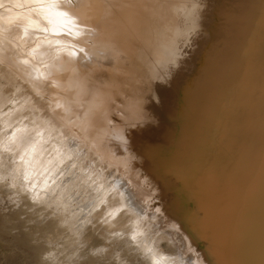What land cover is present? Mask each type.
<instances>
[{
  "label": "rangeland",
  "instance_id": "1",
  "mask_svg": "<svg viewBox=\"0 0 264 264\" xmlns=\"http://www.w3.org/2000/svg\"><path fill=\"white\" fill-rule=\"evenodd\" d=\"M82 1L84 4L86 1L95 3V0H0V264H223L220 261L225 259L228 264H249L245 263L247 257H251L250 264H264V179H252L250 172L259 164L257 157L264 150V135L257 138L259 141L249 143L253 137L245 130H238L233 126H240L250 116L262 113L261 116L264 117V0H109L113 4L102 7V16L91 21V24L100 25L104 20V13L109 8L116 9L118 6L119 10L116 9L117 13L112 15L114 20L106 26L107 32H114L116 26L122 23L116 16L125 12L128 15L121 16L124 17L125 24H132V17L140 16V11L147 9L143 16L145 15L144 19L148 16L149 23L142 17L144 24H147L145 29L148 31V27L150 28L147 35L150 36L149 32L151 34L152 30L150 37L155 38L160 45L165 44L167 52L174 53H168L170 56H177L167 55L171 62L166 59L159 66L164 65L168 74L170 72L167 75L175 78L174 81L163 77L154 78L153 75L150 79L155 83L162 82L170 89L178 85L182 91L179 94L182 99L179 107L183 105L185 108L187 104L193 107V103L196 104L191 109L192 112L187 113V117L191 119L197 115V119L207 117L213 122L212 126L202 129V147L197 156L201 158L203 168L197 170L180 161L173 164L174 169H171L169 161L173 162L178 153L170 152V157L159 140L157 143L160 144L151 154L147 155L131 144L121 157H112L108 148L103 150L95 144V137H84L81 130L73 127L58 111L54 105L55 98L68 91L67 83L59 76L56 79L50 66L57 67L61 64L63 60L60 61V54L65 50L80 48L85 54L94 53L99 56L100 59L92 56L90 58L94 60L90 61L89 58L86 62L84 57V60L81 58L85 63L80 68H74H83L82 73L88 71L109 78L113 74L111 68H115V78L120 76L116 79L117 82L122 84L125 81L124 85H119L126 89H119L110 99L93 98L103 110L108 101L113 104L110 113L108 111L101 121L111 130L129 124L126 119L130 115L127 104L131 100L128 88H140V81L152 73L151 68L143 70L128 62L123 65L120 62L116 70L115 65L119 61H113L110 49L108 52L105 45L97 46L94 40L83 43L85 41L82 38H88L89 34L82 36L86 31L80 33L76 24L78 20L86 21L79 16L81 6L84 5ZM121 1H126L124 3L131 7ZM248 1L251 4L253 2V23L247 21L244 14ZM96 3L101 4L99 0ZM163 8L167 10V14L163 12ZM123 9L133 11L126 12ZM150 10L152 13H149ZM132 12L137 15L133 13V16ZM170 12L174 14L171 15ZM228 18H232V21ZM204 20L208 22H203ZM67 21L75 23L79 33L70 31L75 26ZM165 22L169 26L171 24V28ZM155 23H159L158 27H154ZM160 23L162 27L166 25L168 31L160 27ZM78 24L80 28L82 23ZM208 25L216 28L215 35H212ZM157 28L167 31L162 33V30H158L166 36L165 39L157 33ZM176 28L182 31L179 32L182 34L180 37L177 36L180 34L176 33ZM92 29L94 28L90 27L88 30L95 37L90 35V38H96L99 34L96 30L94 34ZM168 33L175 40L173 45L176 51L170 45L172 42ZM153 34L156 37L160 35V39L157 37L160 41ZM162 40L169 43L166 45ZM80 42L83 44L79 45ZM39 47L44 52L48 51L45 55L41 54L43 58L35 52ZM179 54L185 58L184 64ZM186 61H194L191 62L194 65ZM195 62H199L197 72V68L193 67ZM172 64L174 67L180 65L170 70ZM168 65H171L170 69ZM34 67L38 68L39 73ZM191 67L194 72H190ZM29 68H33L35 72L30 73ZM199 69L210 74L209 77L198 78L200 74L197 73H201ZM248 84L252 85L251 89H247ZM150 107L157 114L151 111L156 120L153 121V133H157L161 118L158 113L159 105L153 104ZM139 115L142 120H146L145 115L149 114L140 109ZM178 120L183 124L181 122L175 125V133H172L176 135H179L178 131L182 133L188 128V125L184 126L186 119ZM130 124L133 125L131 122ZM94 126L93 124L91 127ZM158 135L161 136L162 132L157 137ZM146 137L145 132L140 137L141 142L136 145H141ZM183 156L181 153V159ZM192 157L193 155L191 159ZM180 165H185L184 169ZM255 172L263 175L264 166L262 169L257 167ZM226 173H235L236 176ZM133 175L137 177L135 185L131 178ZM242 179L244 182L239 183ZM219 192L222 195L217 199ZM36 204L41 213L31 223L35 222V231L28 232V225L25 227L28 229L25 230L27 235L24 230L23 233H18L19 230L14 229V226L10 229L9 224L15 223L18 213H26V218L31 216L24 207L37 208ZM194 215L196 224L192 222ZM24 234L26 240L22 236ZM67 235L71 244L61 245L65 242L62 238ZM34 239L36 242L32 241ZM29 241L37 243V248L34 249ZM66 254H71L73 260H64ZM61 255L63 260H60Z\"/></svg>",
  "mask_w": 264,
  "mask_h": 264
},
{
  "label": "bare ground",
  "instance_id": "2",
  "mask_svg": "<svg viewBox=\"0 0 264 264\" xmlns=\"http://www.w3.org/2000/svg\"><path fill=\"white\" fill-rule=\"evenodd\" d=\"M35 1V0H34ZM100 2H101V4L100 3H96L97 2V0H95L94 2L95 3H93V2H85V4H84V2H83V4L84 5H82L81 6V10L79 11V16L80 17H82V19H84V20H86V21H81V20H78L79 22H81L82 24H80V28L78 27V23L76 22V24H77V28L79 29H77L76 28V24L75 23H72V21H69L70 22V24L72 25L73 24V26H75V27H73V28H71V25H70V28H71V30L70 31H72L73 33H82V32H85L84 34H82V36L84 35H86V36H88V34H89V37L88 38H82L83 39V41H85V42H83V43H86V42H89V41H95V43H97V46H100V45H105V48H107L108 49V52H109V49H110V52H111V57H112V59H113V61L115 60V61H119L116 65H115V67H116V70L118 69V64L121 62V64L123 65V63L124 62H128L129 63V65L131 64V66H133V67H140V68H142L143 70L146 68V69H150L151 68V71L150 72H152V73H150V75L149 76H145L143 79H142V82L140 81V83H139V85H140V88H136V86L135 87H130V88H128L127 86V88H128V93H129V97L131 98V100L128 102V104H127V106L129 107V110H130V115H127L126 116V119H127V121H129V124L127 125V124H124L123 126H121L120 128H116V129H113V130H111L110 128H107L105 125H103V123L101 122V121H103V119L106 117L105 115L108 113V111H109V113H110V111L112 110V106H113V104L112 103H110L109 101H108V105H107V107L106 108H104V110L101 108V106H100V103L99 102H96V101H94L93 100V98H106V99H110V96H112V95H114L115 93H116V91H118L119 89L121 90V91H123L124 89H126V88H123L121 85H124L123 83L125 82H123L122 84L120 83V82H117V80L116 79H119V77L118 78H115V76H114V70H115V68H114V70H113V68H111L112 70H110V71H112V73L113 74H111V76L108 78V76H106V77H103V75H98V74H96V75H98V76H96V75H94L93 73H89L88 71L87 72H83L82 73V71H83V68H82V70H80V69H77V68H80L87 60H89V58L90 57H92V56H94V58H96V59H100L99 58V56L96 54H94V53H89V54H85V53H83L82 52V50L80 49V48H77V50L75 49H71V50H65L64 51V55H65V57H62V55L60 54V61H62L61 62V64L60 65H58L57 67H53V66H50L51 67V69H52V71H51V73H53V75H55V76H57L56 77V79H58L59 77L61 78V80H63L64 82H66L67 83V85H66V89H68V91H66V92H62L63 94H60V93H58V94H60V95H57L56 96V100H55V106H56V108L58 109V111L60 112V113H62L63 114V116L66 118V120L69 122V123H71V125L73 126V127H75V128H77V129H79V130H81V134L82 135H84V137H87L88 138V136H92V137H95L96 138V140L94 141V139H93V141H94V143L95 144H98L99 145V147L100 148H102L103 150H106V148H108L109 150H110V156H112V157H115V156H117V157H121L122 155H123V153H125L126 152V149L128 148V146L129 145H135L136 146V149H138V150H140L141 152H143V153H145V154H151V152H152V150H155V147H157L159 144H160V142L162 143V148H163V150L166 152V153H169V156H170V152H172V153H175V152H177L178 154H177V156H176V158L174 159V161L172 162H170L169 161V165H170V168L171 169H174L173 168V164H175L176 162H178V161H180L181 163H183V164H189L191 167H193L194 169L193 170H197V168L198 169H200V168H203L202 166H203V162L201 163V161H200V159H199V157L197 156V155H199L200 154V149H201V142H202V136H201V133H202V129H203V127L204 128H207V127H210V126H212V121H211V119L210 118H207V117H199L198 119L196 118V117H198L197 115H195V117H191V119H190V117H187L188 115H187V113H189L190 114V112L189 111H191L192 112V108L196 105L195 103H193V107L190 105V104H187L186 105V107L185 108H183L182 106L181 107H179V105L180 104H182L180 101L182 100L181 98H180V93L182 92L180 89H179V86L177 87V86H175L174 88H172V89H170L167 85V87L170 89V93H169V90H168V88L162 83V82H159V83H155V82H153V79H150L151 78V76L153 75V76H155L154 78H157V77H163L164 79H170V81H174L175 80V78L174 79H172L171 78V76L169 77L168 75H170V72H169V74H168V70L166 71L165 70V68L163 67L164 65H161V67H159L160 66V64H164V61L167 59V55H169L170 53H173V52H167L168 50H166V48H167V46H165V44H164V46L163 45H160L159 44V42H156L155 41V38L154 39H152V37H150L151 35H152V30H151V34H150V32H149V35L150 36H148L147 34V32L150 30V28L148 27V31L145 29V26L147 25H145L144 23V21H143V19L145 18V15L143 16V14L145 13V12H147L146 10L147 9H142V10H144L143 12L142 11H140L141 12V15L140 16H135V17H132V24H125V22H124V20H123V18L124 17H121V16H123V15H126L125 14V12H123V11H126V10H124L123 9V15H121V16H116V19L117 20H120L122 23H119V25H117L118 24V22H117V26H116V28H115V31L114 32H107V30H106V26H109V22L111 21H113L114 19H113V17H112V15L114 16L116 13H117V11H116V9H118L117 7H116V9H115V7H113V8H109L108 10H107V12H105L104 13V15H105V17H104V20L102 21V22H100V25H99V23H97V25H94V24H91V21L93 22V20H95V19H97L99 16H102L101 14H103V12H101V8L102 7H104L105 5H107V4H109L110 2H109V0H99ZM116 0H114V2H115ZM138 1H140V0H138ZM138 1H135V2H138ZM144 1V0H143ZM37 2V1H36ZM55 2V1H54ZM80 2H81V0H80ZM124 2H126V1H121V3L123 4ZM130 2H132V1H129V3ZM142 2V1H141ZM151 3L153 2V1H150ZM155 2V1H154ZM78 3V2H77ZM120 3V6L122 5ZM133 3V2H132ZM145 3H147V2H145ZM144 3V4H145ZM149 3V2H148ZM95 4V5H94ZM111 5L113 4V3H110ZM124 4H128V3H124ZM134 4V3H133ZM141 4V3H140ZM144 4H143V6H144ZM115 5V4H114ZM125 5V7H127ZM137 5V4H136ZM138 5H139V2H138ZM137 5V6H138ZM147 5V4H146ZM148 5H150V4H148ZM157 5V4H156ZM155 5V6H156ZM252 5H253V2H252V4H251V2L250 1H248V2H246V12L244 13L245 15H246V18L248 19L247 21H249V22H252L253 23V19L255 18L254 17V14H253V10H252ZM101 6V7H100ZM119 6V7H120ZM123 6V5H122ZM137 6L135 7V8H137ZM142 6V7H143ZM152 6H154V3H153V5ZM44 7V6H43ZM97 7H100L99 9H96ZM128 7H131V6H128ZM141 7V8H142ZM147 7V6H146ZM145 7V8H146ZM46 8V7H45ZM58 8V7H57ZM123 7H121V9H122ZM133 8V7H132ZM140 8V9H141ZM144 8V7H143ZM148 8V7H147ZM152 8H154V7H152ZM48 9V8H47ZM138 9H139V6H138ZM150 9V8H149ZM148 9V10H149ZM159 9V8H158ZM165 8H163V12L165 11L164 10ZM167 9V8H166ZM46 10V9H45ZM119 10V9H118ZM130 10H132V9H130ZM130 10H127V11H129L130 12ZM153 10V9H152ZM161 10V9H160ZM159 10V11H160ZM170 10V9H169ZM68 11V10H67ZM75 11V10H74ZM126 11V12H127ZM133 11V10H132ZM158 11V12H159ZM162 11V10H161ZM167 11V10H166ZM166 11H165V13H166ZM66 12V11H65ZM119 13H120V11H118ZM136 12V11H135ZM156 12H157V10H156ZM169 12V11H168ZM72 13V12H71ZM70 13V14H71ZM134 12H132V14H133ZM139 13V12H138ZM149 13H152V11L150 10L149 11ZM171 13V15H173L174 13L173 12H170ZM69 13H68V15H70ZM75 13L73 12V14H72V16L74 15ZM135 14V13H134ZM134 14H133V16H134ZM147 14V13H146ZM157 14V13H156ZM164 14V13H163ZM167 14V13H166ZM5 15V14H4ZM128 15V14H127ZM135 15H137V14H135ZM155 15V14H154ZM153 15V16H154ZM162 15V14H161ZM161 15H160V17H161ZM169 15V14H168ZM170 15V16H171ZM65 16H67V12H66V14H65ZM150 16V15H149ZM70 17V16H69ZM74 17V16H73ZM76 17V16H75ZM128 17H130V16H128ZM142 17H143V19H142ZM164 17V16H163ZM162 17V18H163ZM245 17V16H244ZM101 18V17H100ZM147 18H148V16L146 17V19H144V20H146L147 22L146 23H149L148 21H150V19L149 20H147ZM155 20L154 21H156L157 22V19L155 18V17H153ZM165 18H167V17H165ZM66 19H69V18H66ZM65 19V20H66ZM78 18H76V20H77ZM116 19H115V21H116ZM152 19V18H151ZM168 19H169V17H168ZM204 19H207V20H209L210 18H204ZM214 19V18H213ZM229 19V18H228ZM245 19V18H244ZM3 20V19H2ZM64 20V19H63ZM70 20V19H69ZM153 20V19H152ZM159 21L161 20V19H158ZM176 20V19H175ZM174 20V21H175ZM203 20V19H202ZM207 20H204L203 22H208ZM211 21H213L212 19H210ZM229 20H231L232 21V18H230ZM246 20V19H245ZM252 20V21H251ZM115 21H114V23H115ZM129 21V23H131ZM154 21H153V23H154ZM158 21V22H159ZM163 21V20H162ZM165 21H168V20H166L165 19ZM169 21H170V19H169ZM168 21V22H169ZM178 21V20H177ZM4 22V21H3ZM43 22V21H42ZM68 22V21H67ZM68 22V23H69ZM96 22V21H95ZM107 22V23H106ZM152 22V21H151ZM210 22V21H209ZM1 23V22H0ZM66 23V22H65ZM106 23V25H104ZM109 23V24H108ZM114 23H111V25L112 24H114ZM128 23V22H127ZM152 23V24H153ZM162 23V22H161ZM160 23V24H161ZM166 23V22H165ZM170 23L172 24L173 22H171L170 21ZM175 23V22H174ZM211 23V22H210ZM248 23V22H247ZM75 24V25H74ZM167 24V23H166ZM171 24H170V26L167 24V26H169V28H171ZM176 24H177V22H176ZM68 25V24H67ZM67 25H65L66 27H67ZM155 25H156V23H155ZM154 25V27H158V25H159V23H158V25H156L155 26ZM164 25V24H163ZM174 25V24H173ZM252 25V24H251ZM149 26L150 27H153V26H151V24H149ZM164 26H166V25H164ZM162 27V24H161V26L160 27H162V28H166V30L168 29L167 28V26L166 27ZM178 26V25H177ZM211 26H213V25H208V28H210V30H211V33H212V35H215L216 33L215 32H217L215 29L216 28H214L213 29V27H211ZM49 27V26H48ZM90 27H93L94 29H92V31H94V30H96L97 31V33L99 34V35H97V37L96 38H90V35L91 36H94L95 37V35H93V33L92 34H90V30H88ZM147 27V26H146ZM153 27V28H154ZM173 27V26H172ZM175 27V26H174ZM50 28V27H49ZM60 28H62V27H60ZM64 28V27H63ZM105 28V29H104ZM107 28H109V27H107ZM179 28V27H178ZM178 28H176V29H178ZM66 29V28H65ZM79 31H77V30ZM155 29V28H154ZM68 30V29H67ZM76 30V31H75ZM111 30V29H110ZM157 30V33H159V34H161V31H159L158 32V30H162L161 28L160 29H156ZM156 30H155V35H156ZM182 30H184V29H182ZM75 31V32H74ZM88 31V32H87ZM96 31H94V34H95V32ZM163 31H164V33L165 32H167V31H165V29L164 30H162V33H163ZM179 33V32H182L180 29H178V31L176 30V33ZM88 33V34H87ZM96 33V34H97ZM175 33V35H177ZM183 33H184V31H183ZM186 33H188V35H189V32H186ZM158 34V35H159ZM180 35H177V36H181L182 34L181 33H179ZM72 35V34H71ZM154 34H153V36H155ZM169 35V33L167 34V36ZM171 35V34H170ZM187 35V34H186ZM187 35V36H188ZM69 36H70V34H69ZM79 36H81V35H79ZM79 36H78V38H79ZM161 36L163 37L162 39H165L166 38V36L165 35H162L161 34ZM165 36V37H164ZM172 36V35H171ZM183 36H184V34H183ZM71 38L73 37V35L72 36H70ZM156 37V36H155ZM158 37V36H157ZM156 37V38H157ZM159 37H160V35H159ZM158 37V38H159ZM169 37V39L171 40V42H172V44H170V45H173V44H175V43H173V42H175V40L173 41L171 38L172 37H170V36H168ZM167 37V38H168ZM75 38V37H74ZM73 38V39H74ZM158 38H157V41H160V40H158ZM174 38V37H173ZM178 38V37H177ZM160 39V38H159ZM169 39H168V41H169ZM174 39H176V38H174ZM56 40V39H55ZM54 41V40H53ZM162 41H164L165 43H166V45H167V42H166V40H162ZM161 41V42H162ZM179 41V40H178ZM163 42V43H164ZM83 43H81L80 42V44L79 45H81V44H83ZM163 43H161V44H163ZM169 43V42H168ZM3 45V44H2ZM170 45H168V46H170ZM177 45V44H176ZM78 46V45H77ZM175 45H173V47H174ZM178 46V45H177ZM43 47V46H42ZM173 47H171V48H173ZM40 48L41 47H39V50L37 51L36 49H35V52H36V54H37V56H41L42 57V55H45V53H47L46 51L44 52L43 51V49L42 50H40ZM48 48V47H47ZM50 48H52V46L50 47ZM49 48V49H50ZM72 48V47H71ZM170 48V47H169ZM177 49H178V47H177ZM45 50H48V49H45ZM101 50H103V49H101ZM170 51V50H169ZM174 51H176L175 50V47H174ZM40 52V53H39ZM107 52V50H105V53ZM178 52V51H177ZM177 52H176V54H177ZM81 53H83L82 55H81ZM103 53H104V51H103ZM104 53V54H105ZM169 53V54H168ZM42 54V55H41ZM79 54H80V56H79ZM85 54V55H84ZM108 54H110V53H108ZM174 54V53H173ZM63 55V56H64ZM103 55V54H102ZM78 56L80 57V59L81 58H85V60H84V58H83V60L85 61H83L82 59H81V61H79L80 59L78 58ZM107 56V55H106ZM170 56V55H169ZM172 56H174V55H172ZM172 56H170V57H172ZM179 56H182V55H180L179 54ZM62 57V58H61ZM109 57V56H108ZM175 58L177 57L176 55L174 56ZM43 58V57H42ZM169 58V57H168ZM179 58H183V56L182 57H179ZM62 59V60H61ZM79 59V60H78ZM92 59V60H91ZM171 59V58H170ZM174 59V58H173ZM187 59V58H186ZM194 59V58H193ZM94 59L93 58H90V61H93ZM104 60V59H103ZM185 60V58H183L182 59V63L183 62H185L184 61ZM190 60V59H189ZM197 60V59H196ZM200 60V59H199ZM199 60H197V61H199ZM59 61V62H60ZM83 61V62H82ZM112 61V62H113ZM123 61V62H122ZM167 61H169V62H171L170 60H168L167 59ZM174 61V60H173ZM177 61V60H176ZM178 61H180V60H178ZM177 61V62H178ZM195 61V60H194ZM194 61H191V62H193L194 63ZM175 62V61H174ZM187 63H190L191 64V62H188V61H186ZM83 63V64H82ZM99 63V62H98ZM103 63H106V61L104 62L103 61ZM196 63V62H195ZM199 63V62H198ZM198 63H196V65L195 66H193L194 67V69H195V67L197 66V65H199ZM101 64V63H100ZM120 64V65H121ZM125 64V63H124ZM171 64V63H170ZM184 64V63H183ZM112 65V64H111ZM121 65V66H122ZM174 65H175V63H174ZM174 65L172 64V69H170V67L169 66H171V65H168V69H170V70H174L175 69V67H174ZM177 65V64H176ZM178 65H180V64H178ZM178 65H177V67H178ZM191 65H194V64H191ZM201 65V64H200ZM42 66V65H41ZM90 66V65H89ZM103 66H104V64H103ZM113 66V65H112ZM186 66V64L183 66V67H185ZM74 67H77V68H74ZM101 67V66H100ZM162 67L164 68V70L166 71V73L164 72V70L162 69ZM173 67H174V69H173ZM176 67V68H177ZM193 67H191L192 69L190 70V72L193 70ZM198 67H200V66H198ZM202 67V66H201ZM36 67H34V69H35ZM41 68V67H40ZM85 68V67H84ZM87 68V67H86ZM102 68V67H101ZM188 68V67H187ZM190 68V67H189ZM197 68V67H196ZM30 70H28L30 73H34L35 71H34V69L33 68H29ZM38 68H36V70H37ZM91 69V68H90ZM93 69V68H92ZM99 69V68H98ZM167 69V68H166ZM202 69V68H201ZM27 70V69H26ZM95 70H97V68H95ZM38 71V73H39V70H37ZM80 71V72H79ZM105 71L107 72V68L105 69ZM109 71V70H108ZM109 71V72H110ZM120 71V70H119ZM198 71V68H197V70L195 71V72H197ZM79 72V73H78ZM97 72V71H96ZM192 72H194V71H192ZM199 72H201V73H197V74H200V75H198V78L200 77V78H202V79H204V78H208L209 77V75L207 74V73H204L203 71H201L200 69H199ZM95 73V72H94ZM105 74V73H104ZM168 74V75H167ZM191 74V73H190ZM193 74V73H192ZM195 75H197L196 73H194ZM31 75V74H30ZM53 75H51L52 77H54ZM115 75H117L116 74V71H115ZM32 76H33V74H32ZM38 76V75H37ZM50 76V77H51ZM59 76V77H58ZM126 76H128V75H126ZM51 77V78H52ZM173 77V76H172ZM37 78V77H36ZM35 78V79H36ZM101 78H105V80L104 79H101ZM124 80V79H123ZM125 80H127V78L125 79ZM30 81V80H29ZM119 81V80H118ZM121 81V80H120ZM122 82V81H121ZM128 82V81H127ZM131 82H132V79H131ZM176 82V81H175ZM34 83V82H33ZM119 84H121V85H119ZM37 85V84H36ZM249 86L247 87V89H251V87H252V85L251 84H248ZM50 90V89H49ZM56 92V91H55ZM104 94V95H103ZM95 95V96H94ZM103 95V96H102ZM182 95V94H181ZM105 96V97H104ZM99 98V99H100ZM112 98V97H111ZM183 98V97H182ZM189 99H191V98H189ZM240 99H243V98H241L240 97ZM187 100V99H186ZM137 102L139 103V105H137ZM194 102H196V100L194 101ZM240 102H242V101H240ZM60 104V106L58 107V105ZM153 104H157V105H159V107H158V113L160 114V116H161V118H160V120H159V129H157V133H153V129H154V123H153V121H156V120H154L155 119V117L153 116L154 114L153 113H155L156 114V112L153 110V107H150V106H152ZM51 109V108H50ZM140 109L142 110V111H144V113L145 114H149V115H145V117H146V120H142L141 119V117H140ZM52 110V109H51ZM153 113H152V112ZM93 112V113H92ZM194 114V113H193ZM262 114V113H261ZM261 114L259 115V114H257L258 115V117L257 118H259V116H261ZM157 115V114H156ZM155 115V116H156ZM256 115V116H257ZM256 116H250V117H248V119L246 120H244V122H243V124H239L240 126H236V125H233V124H231V125H233L234 127H236L235 129H238V130H245V132H247V133H249V136L250 137H253V141L251 140V142L249 141V143H254V141L255 140H257V141H259L257 138L258 137H261V136H263L264 135V117H260L259 119H257L256 118ZM263 116H264V113H263ZM174 119H176V120H174ZM178 119H183V121L186 119V121L187 122H184V126L185 125H188V128H187V130H185V131H183L182 133H180L179 131H178V133H179V135H176V134H173V133H175V131H173L174 129H175V125L176 124H180L179 123V121L180 120H178ZM130 122L131 123H133V125L131 126V124H130ZM63 123H65V122H63ZM240 123V122H239ZM67 124V123H66ZM95 125L94 127H91L92 125ZM181 124H183V122L181 123ZM224 124V123H223ZM66 126V125H65ZM69 126V125H68ZM232 126V127H233ZM43 127V126H42ZM91 127V128H90ZM127 127V128H126ZM88 128V129H87ZM44 130V129H43ZM73 130V129H72ZM71 131V130H70ZM172 131H173V133H172ZM77 133V131H74V133ZM147 133V137H146V140H144V142H142V144L140 145V144H138V145H136V143L137 142H141L140 141V137L144 134V133ZM159 132H162V135L161 136H159L158 135V137H157V134L159 133ZM75 133V134H76ZM139 133V134H138ZM80 135V134H79ZM78 136V135H77ZM82 136L80 135V138H81ZM27 138H29V137H27ZM110 138H113L114 140H112V141H110L109 139ZM1 139V138H0ZM10 139V138H9ZM22 139V138H21ZM26 139V138H25ZM85 139V138H84ZM82 140V139H81ZM87 140V139H86ZM139 140V141H138ZM158 140L160 141L159 142V144L157 143L158 142ZM83 141H85V140H83ZM89 141V140H88ZM14 142V141H13ZM80 142V141H79ZM12 143V142H11ZM63 143V142H62ZM86 143V142H85ZM90 143H92V142H90ZM94 143H92V144H94ZM248 143V144H249ZM22 144V143H21ZM30 144V143H29ZM50 144V143H49ZM247 144V145H248ZM3 145V144H2ZM11 145V144H10ZM86 145V144H85ZM246 145V146H247ZM47 147V146H46ZM258 147H260V146H258ZM52 148H54V147H52ZM244 148V147H243ZM35 149V148H34ZM56 149V148H55ZM54 149V150H55ZM262 149V148H261ZM9 151V150H8ZM20 151V150H19ZM27 151V150H26ZM184 151L186 152V153H184ZM47 153V152H46ZM182 153V155H184L183 157H182V159H181V157H180V154ZM60 154V153H59ZM259 156L257 157L258 158V160H259V164H256V166L254 167V170H251L250 172H251V176H252V179H264V174L263 175H258V174H256L257 172H255V170H256V168L257 167H260L261 169H262V167L264 166V150L263 151H260L259 152ZM173 155V154H172ZM193 155V157H192V159H191V156ZM251 155V154H250ZM38 156V155H37ZM47 156V155H46ZM64 156V155H63ZM168 156V155H167ZM171 157V156H170ZM57 159H59V158H57ZM106 160V159H105ZM22 162V161H21ZM54 163V162H53ZM123 163V162H122ZM2 164V163H1ZM12 164V163H11ZM17 164V163H16ZM31 164V162L29 163V165ZM37 164V163H36ZM41 164V163H40ZM54 166V165H53ZM179 166V165H178ZM181 166V165H180ZM188 166V165H187ZM16 167V166H15ZM37 167V166H36ZM175 167V166H174ZM182 167V166H181ZM184 167H185V165H184ZM184 167H182L183 169H184ZM4 168V167H3ZM18 168V167H17ZM32 168V167H31ZM46 169V168H45ZM179 169H181V168H179ZM183 169H182V172H183ZM189 169V168H188ZM10 170V169H9ZM18 170V169H17ZM176 170H177V167H176ZM192 170V169H191ZM190 170V171H191ZM5 171V170H4ZM34 171V170H33ZM37 171V170H36ZM13 172V171H12ZM21 172V171H20ZM119 172V171H118ZM196 172V171H195ZM34 173V172H33ZM186 173V172H185ZM188 173V172H187ZM54 174V173H53ZM196 174V173H195ZM195 174H193V175H195ZM226 174H229L230 176H236V174L235 173H226ZM235 174V175H234ZM22 175V174H21ZM188 175H190V174H188ZM186 176V175H185ZM48 177V176H47ZM187 178H188V176H186ZM227 177H228V175H227ZM131 178H132V180L134 181V183H133V185H135V181H137V177H136V175H133V176H131ZM192 178V177H191ZM236 178H238V176L236 177ZM14 179V178H13ZM49 179V178H48ZM196 179H198V178H196ZM131 180V181H132ZM194 180V179H193ZM238 180H240L239 178H238ZM39 181V180H38ZM195 181H198V180H195ZM200 181V180H199ZM241 182H244V180L242 179L239 183H241ZM1 183V182H0ZM204 183V182H203ZM2 184H4V183H2ZM7 184V183H6ZM128 186V185H127ZM33 189V188H32ZM51 191V190H50ZM6 192V191H5ZM7 193V192H6ZM222 193V192H221ZM220 192L219 193H217V199L218 198H220L221 197V194ZM4 195V194H3ZM17 195H19V194H17ZM136 195V194H135ZM16 196V195H15ZM140 196V195H139ZM7 197V196H6ZM19 197V196H18ZM9 198V197H8ZM20 198V197H19ZM10 199V198H9ZM15 199V198H14ZM8 200V199H7ZM17 200V199H16ZM21 200V199H20ZM1 201V200H0ZM13 201V200H12ZM18 202H19V200H17ZM59 201V200H58ZM11 202V201H10ZM45 202V201H44ZM99 202V201H98ZM215 202V201H214ZM213 202V203H214ZM12 203V202H11ZM16 203V202H15ZM14 203V204H15ZM21 203V202H20ZM19 204V203H18ZM25 204V203H24ZM23 204V205H24ZM13 205V204H12ZM20 205V204H19ZM30 205V204H29ZM32 205V204H31ZM30 205V206H31ZM40 205H41V203H40ZM212 205V204H211ZM16 206V205H15ZM14 206V207H15ZM18 206V205H17ZM25 206H27V205H25ZM33 206V205H32ZM36 206H37V204H36ZM35 206V207H36ZM45 206V205H44ZM70 206V205H69ZM66 207V206H65ZM25 209H27L26 211H27V214H29V215H31L30 217H27L26 218V216H28V215H26V213H24L25 215H24V217H23V213L22 214H19L18 213V218H17V222L15 221V223H13L12 222V224H9V227H10V229H11V227L13 228V226H14V229L16 228V229H18L19 230V232L18 233H23V230H24V232H26L25 230L27 229H25V227H28V228H30L29 230L30 231H28V232H31L32 230L33 231H35L34 230V228L36 227L35 226V222H34V224H31V223H33V221H34V219H36L35 217H37V215H39V213H41L40 212V207H38L37 206V208H39V209H37V208H34V207H24ZM59 208H60V206H59ZM62 208V207H61ZM16 209H17V207H16ZM7 211V210H6ZM21 211H23V210H21ZM25 211V210H24ZM25 211V212H26ZM54 211V210H53ZM98 211V210H97ZM8 212V211H7ZM14 212V211H13ZM72 212V211H71ZM50 213V212H49ZM53 213V212H52ZM52 213L50 214L51 216H52ZM60 213V212H59ZM54 214V213H53ZM99 214V213H98ZM8 215V214H7ZM55 215V214H54ZM67 215V214H66ZM42 216V215H41ZM56 216V215H55ZM58 216V215H57ZM61 216V215H60ZM59 216V217H60ZM11 217V216H10ZM14 217V216H13ZM13 217L11 218V219H13ZM16 217V216H15ZM14 217V218H15ZM51 218V217H50ZM57 218V217H56ZM64 218V217H63ZM62 218V219H63ZM69 218V217H68ZM72 218V217H71ZM195 215H194V217H193V219H192V222H194V224H196L195 223ZM9 219V218H8ZM44 219V218H43ZM55 219V218H54ZM5 220V219H4ZM3 220V221H4ZM7 220V219H6ZM50 220V219H49ZM68 220V219H67ZM41 221H42V219H41ZM52 221V220H51ZM55 221V220H54ZM65 221V220H64ZM98 221V220H97ZM44 222V221H43ZM5 223V222H4ZM49 223H51V222H49ZM111 223V222H110ZM6 224V223H5ZM48 224V223H47ZM53 224H54V222H53ZM58 224V223H57ZM28 225V226H27ZM31 225H32V227H31ZM33 225L35 226L34 228H33ZM41 225H43V224H41ZM49 225V224H48ZM52 225V224H51ZM50 225V226H51ZM56 225V224H55ZM62 225V224H61ZM68 225V224H67ZM113 225V224H112ZM141 225V224H140ZM45 226V225H44ZM47 227V226H46ZM31 228H33V229H31ZM48 228V227H47ZM9 229V230H10ZM56 229H57V227H56ZM20 230H22V231H20ZM28 230V229H27ZM15 231V230H14ZM17 231V230H16ZM38 231V230H37ZM64 231H65V229H64ZM118 231V230H117ZM53 232V231H52ZM59 232V230L57 231V233ZM67 232V231H66ZM14 233V232H13ZM198 233L199 234H202V232L201 231H198ZM26 235H27V232L25 233ZM22 235L23 237H24V240H26L25 239V236L26 235ZM37 234V233H36ZM53 234V233H52ZM69 234H70V232H69ZM15 235V234H14ZM21 235V234H20ZM29 235V234H28ZM43 235V234H42ZM64 235V234H63ZM22 236H21V238H22ZM37 236V235H36ZM41 236V235H40ZM44 236V235H43ZM72 236V235H71ZM35 237V236H34ZM33 237V238H34ZM13 238V237H12ZM27 239L29 238L30 239V236L28 237H26ZM83 238V237H82ZM23 239V238H22ZM36 239H38V238H36ZM36 239H34V240H32V241H35ZM57 239H59V237L57 238ZM62 239H64V243H60L61 245H65V243H66V245L68 244V243H70L71 244V242H69V238H68V235H67V237H65V238H62ZM76 239V238H75ZM31 240V239H30ZM49 240V239H48ZM88 240V239H87ZM41 241H42V239H41ZM58 241V240H57ZM30 242V241H29ZM36 242V241H35ZM38 242H39V240H38ZM83 242V241H82ZM23 243V242H22ZM21 243V244H22ZM24 243H25V241H24ZM31 243V242H30ZM32 244V247L35 249V248H37V247H35V246H37L38 244L37 243H31ZM41 244V243H40ZM39 244V245H40ZM43 244V243H42ZM73 244H74V242H73ZM80 244V243H79ZM83 244V243H82ZM26 245H27V243H26ZM61 245H59V246H61ZM69 245V244H68ZM27 246H29V245H27ZM49 246V245H48ZM58 246V245H57ZM77 246V245H76ZM141 246H142V244H141ZM144 246V245H143ZM147 246V245H146ZM16 247V246H15ZM31 247V248H32ZM38 247H40V246H38ZM45 247V246H44ZM63 247V246H62ZM72 247H73V245H72ZM79 247V246H78ZM105 247V246H104ZM41 248H43V247H41ZM57 248V247H56ZM66 248V247H65ZM69 248V247H68ZM70 248H71V246H70ZM76 248V247H75ZM143 248V247H142ZM219 248V247H218ZM33 249V250H34ZM52 249V248H51ZM60 249V248H59ZM63 249L64 248H62L61 250L63 251ZM79 249H80V247H79ZM60 250V251H61ZM77 250V249H76ZM142 250V249H141ZM140 250V251H141ZM147 250V249H146ZM65 251V250H64ZM63 251V252H64ZM74 251V250H73ZM78 251V250H77ZM81 251V250H80ZM148 251V250H147ZM40 252V251H39ZM51 252V251H50ZM62 252V253H63ZM76 252V251H75ZM144 252H145V250H144ZM144 252H142V254L144 253ZM218 252V251H217ZM216 252V253H217ZM32 253H34V252H32ZM41 253V252H40ZM52 253V252H51ZM66 253V252H65ZM65 253H63V254H65ZM77 253H79V252H77ZM128 253V252H127ZM49 254V253H48ZM67 254H69V253H67ZM67 254L64 256V260H66V261H68V260H70V259H72L73 257H72V255L70 254V256L68 255L67 256ZM73 254V256L75 255L74 253H72ZM100 254V253H99ZM218 254H219V252H218ZM37 256V255H36ZM44 256V255H43ZM67 256V257H66ZM79 256V255H78ZM155 256V255H154ZM46 257V256H45ZM48 257V256H47ZM61 257H62V255H61ZM153 257V256H152ZM58 258V257H57ZM75 258V257H74ZM93 258V257H92ZM98 258V257H97ZM106 258V257H105ZM114 258V257H113ZM154 258V257H153ZM152 258V259H153ZM249 258H251V257H247V260L245 261V263H249L250 264V262H249ZM77 259H78V257H77ZM158 258H156V260H157ZM60 260H63V257H62V259H60ZM73 260V259H72ZM92 260V259H91ZM91 260H89V262H91ZM121 260V259H120ZM146 260H148L147 258H146ZM149 260H150V258H149ZM155 260V259H154ZM86 261V260H85ZM151 261V260H150ZM75 263H77L76 261H74ZM109 262V261H108ZM114 262V261H113ZM153 262V261H152ZM220 262H222L223 264H228V262L226 261V259L225 260H221ZM12 263V262H11ZM65 264H68V262H64ZM69 263H73V262H69ZM107 263V262H106ZM120 263V262H119ZM150 263V262H149ZM154 263V262H153ZM158 263V262H157ZM162 263V262H161ZM61 264H62V262H61ZM74 264V263H73ZM81 264V263H80ZM87 264H88V262H87ZM104 264V263H103ZM116 264V263H115ZM148 264V263H147ZM158 264H160V263H158Z\"/></svg>",
  "mask_w": 264,
  "mask_h": 264
}]
</instances>
